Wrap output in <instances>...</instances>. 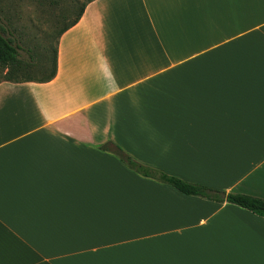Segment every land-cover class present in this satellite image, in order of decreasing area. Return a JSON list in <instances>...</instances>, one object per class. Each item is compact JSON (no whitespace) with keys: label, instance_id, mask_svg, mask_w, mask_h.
Here are the masks:
<instances>
[{"label":"crops","instance_id":"0c3cea01","mask_svg":"<svg viewBox=\"0 0 264 264\" xmlns=\"http://www.w3.org/2000/svg\"><path fill=\"white\" fill-rule=\"evenodd\" d=\"M56 75L0 82V264H264V0H93Z\"/></svg>","mask_w":264,"mask_h":264},{"label":"rangeland","instance_id":"374dc122","mask_svg":"<svg viewBox=\"0 0 264 264\" xmlns=\"http://www.w3.org/2000/svg\"><path fill=\"white\" fill-rule=\"evenodd\" d=\"M89 0H0V32L21 46L20 56L31 66L16 73V80L50 76L60 33L72 24ZM8 68L0 64V82Z\"/></svg>","mask_w":264,"mask_h":264},{"label":"trees","instance_id":"16d2710c","mask_svg":"<svg viewBox=\"0 0 264 264\" xmlns=\"http://www.w3.org/2000/svg\"><path fill=\"white\" fill-rule=\"evenodd\" d=\"M92 1L93 0H89L88 3ZM87 4L82 8L78 18L69 26L74 25L80 19ZM69 26L66 27L60 33V35L67 28H69ZM20 49L21 46L15 41L14 38L9 36H4L0 32V64L8 68L7 77L5 78V80L15 81V82L34 80V79L16 80L14 77L16 76V73L20 71L22 68L32 65L31 63L26 62L23 58H21L19 51ZM58 50L59 49L56 48L55 56H54V67L50 76L40 80L47 81L52 79L56 75ZM101 148L105 151H109L117 155L128 168L132 169L136 173L144 177L153 178L159 182L168 184V186L171 185L172 187L176 188L183 194L201 196L205 199L207 198L221 203L229 202V203L237 204L243 208H246L264 217V198L262 197L253 196L244 193L226 192L200 183H195L185 180L176 175L169 174V172L167 173L161 169L150 167L148 165L140 163V161H138L135 157H133L130 153H128L125 149H123L119 144H117L112 140L107 141L106 143L101 145Z\"/></svg>","mask_w":264,"mask_h":264}]
</instances>
